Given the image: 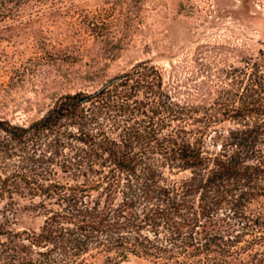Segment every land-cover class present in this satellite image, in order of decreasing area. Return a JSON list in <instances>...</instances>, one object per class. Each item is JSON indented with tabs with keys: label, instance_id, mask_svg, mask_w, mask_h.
<instances>
[{
	"label": "trees",
	"instance_id": "trees-1",
	"mask_svg": "<svg viewBox=\"0 0 264 264\" xmlns=\"http://www.w3.org/2000/svg\"><path fill=\"white\" fill-rule=\"evenodd\" d=\"M262 55L202 102L144 60L32 122L0 119V264H264ZM27 210L38 231L12 227Z\"/></svg>",
	"mask_w": 264,
	"mask_h": 264
},
{
	"label": "rangeland",
	"instance_id": "rangeland-1",
	"mask_svg": "<svg viewBox=\"0 0 264 264\" xmlns=\"http://www.w3.org/2000/svg\"><path fill=\"white\" fill-rule=\"evenodd\" d=\"M262 54L264 0H0V119L32 122L60 96L100 89L144 60L181 99L202 102L224 70ZM4 211L0 202V220ZM43 221L20 211L12 227Z\"/></svg>",
	"mask_w": 264,
	"mask_h": 264
},
{
	"label": "water",
	"instance_id": "water-1",
	"mask_svg": "<svg viewBox=\"0 0 264 264\" xmlns=\"http://www.w3.org/2000/svg\"><path fill=\"white\" fill-rule=\"evenodd\" d=\"M111 83V81H109L108 83H106L103 87H105V86H107V85H109ZM102 88V87H101Z\"/></svg>",
	"mask_w": 264,
	"mask_h": 264
}]
</instances>
